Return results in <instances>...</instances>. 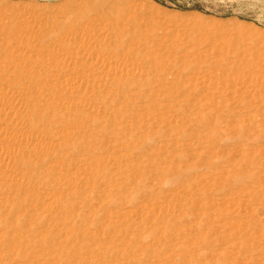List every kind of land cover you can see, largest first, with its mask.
<instances>
[{
    "label": "rangeland",
    "instance_id": "rangeland-1",
    "mask_svg": "<svg viewBox=\"0 0 264 264\" xmlns=\"http://www.w3.org/2000/svg\"><path fill=\"white\" fill-rule=\"evenodd\" d=\"M0 264H264V0H0Z\"/></svg>",
    "mask_w": 264,
    "mask_h": 264
},
{
    "label": "bare ground",
    "instance_id": "bare-ground-1",
    "mask_svg": "<svg viewBox=\"0 0 264 264\" xmlns=\"http://www.w3.org/2000/svg\"><path fill=\"white\" fill-rule=\"evenodd\" d=\"M126 4H128V3H126ZM126 4H125V5H126ZM115 5H116V4H115ZM128 5H129V4H128ZM128 5H127V6H128ZM116 6H117V5H116ZM116 6H115V8H117L119 5H118L117 7H116ZM123 6H124V5H123ZM127 6H126V7H127ZM129 6H130V5H129ZM126 7H124V8L126 9ZM111 8H112V7H111ZM119 9H121V8H119ZM122 9H123V8H122ZM127 9H129V8H127ZM127 9H126V11H127ZM112 10H113V9H112ZM116 10H117V9H116ZM116 10H114V11H116ZM102 11H103V10H102ZM109 11H111V10H109ZM123 12H124V11H123ZM84 13H85V12H84ZM97 13H98V12H97ZM80 14H81V13H80ZM95 14H96V13H95ZM98 14H99V13H98ZM101 14H102V12H101ZM110 14H111V13H110ZM85 15H86V14H85ZM102 15H103V14H102ZM106 15H107V14H106ZM79 16H80V15H79ZM99 16H100V15H99ZM85 17H86V16H85ZM96 17H97V16H96ZM79 18H80V17H79ZM79 18H78V20H79ZM97 18H98V17H97ZM111 18L113 19V17H111ZM83 19H85V18H83ZM83 19L81 18V20H83ZM87 19H88V18H87ZM100 19H104V18H101V16H100V18L98 19V21H99ZM100 21H101V20H100ZM100 21H99V22H100ZM137 21H138V20H137ZM137 21H136V22H137ZM139 21H140V20H139ZM106 22H107V21H106ZM76 23H77V22H76ZM85 23H86V22H85ZM87 23H88V22H87ZM89 23H90V22H89ZM115 23H116V22H115ZM72 24H73V23H72ZM103 24H104V23H103ZM112 24H113V23H112ZM78 25H80V24L78 23ZM81 25H82V24H81ZM84 25H85V24H84ZM104 25H105V24H104ZM110 25H111V24H110ZM76 26H77V24H76ZM87 26H88V25H87ZM79 27H80V26H79ZM81 27H82V26H81ZM116 27H117V26H116ZM119 27H120V26H119ZM107 28H108V27H107ZM74 29H75V25H74V27H73V25H72L70 30L74 31ZM113 29H114V28H113ZM108 30H110V29H108ZM121 30H122V28H121ZM123 31H124V30H123ZM126 32H127V31H126ZM129 32H130V31L128 30V33H129ZM113 33H114V30H113ZM113 33H112V34H113ZM108 34H109V33H108ZM108 34H107V35H108ZM117 34H118V33H117ZM122 34H123V33H122ZM74 35H75V34H74ZM108 36H109V37H108ZM108 36H107L108 39L111 38L110 35H108ZM112 36H113V35H112ZM117 36H118V35H117ZM122 36H123V35H122ZM139 38H140V37H139ZM113 39H114V37H113ZM114 40H115V39H114ZM120 40H121V39H120ZM138 40H139V39H138ZM148 43H149V41H148ZM125 46H126V45H125ZM123 48H124V47H123ZM216 56H217V55H215L214 59H217ZM218 56H219V55H218ZM219 57H220V56H219ZM219 57H218L217 61H220V60H219ZM225 60H226V59H225ZM228 60H230V59H228ZM222 61H224L223 58H222ZM171 62H172V61H171ZM177 62H178V61H177ZM229 62H230V61H229ZM234 62H235V61H234ZM214 63H215V62H214ZM237 63H238V62H236V64H237ZM214 65H215V64H214ZM218 65H219V63H218ZM218 65H217V66H218ZM234 65H235V64H234ZM240 66H241V65H239V67H240ZM228 67H229V65H228ZM232 67H233V66H232ZM247 67H248V66H247ZM221 68H222V67H221ZM229 68H230V67H229ZM231 69H232V68H231ZM237 69H238V68H237ZM252 69H253V68H252ZM233 70H236V68H234ZM238 70H239V69H238ZM244 71H245V70H244ZM220 72H221V71H220ZM222 72H223V70H222ZM233 72H234V71H233ZM237 72H238V71H237ZM245 72H246V71H245ZM248 72H249V71H248ZM248 72H247V73H248ZM231 73H232V72H231ZM227 75H228V74H227ZM221 76H224V75L221 74ZM232 78H233V77H232ZM250 79H251V77H250ZM206 81H207V80H206ZM146 210H147V209H146Z\"/></svg>",
    "mask_w": 264,
    "mask_h": 264
}]
</instances>
